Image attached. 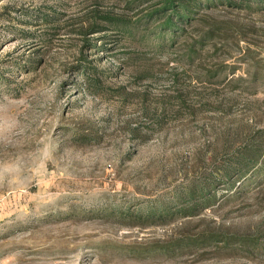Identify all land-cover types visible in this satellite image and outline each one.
I'll list each match as a JSON object with an SVG mask.
<instances>
[{"label":"rangeland","instance_id":"374dc122","mask_svg":"<svg viewBox=\"0 0 264 264\" xmlns=\"http://www.w3.org/2000/svg\"><path fill=\"white\" fill-rule=\"evenodd\" d=\"M130 1L0 0V264H264V85L247 75L264 6L205 11L231 37L203 62L193 26L160 51L147 30L91 35L110 75L78 94L72 31L94 14L139 26L154 8Z\"/></svg>","mask_w":264,"mask_h":264},{"label":"trees","instance_id":"16d2710c","mask_svg":"<svg viewBox=\"0 0 264 264\" xmlns=\"http://www.w3.org/2000/svg\"><path fill=\"white\" fill-rule=\"evenodd\" d=\"M145 3H152L151 8L154 9L148 13L147 19L141 22L142 24L139 26L128 21L125 17H117L110 14H94L80 25L81 29L79 31H72L84 37L82 48L79 50V57L76 58V63L68 69L69 72L73 73L71 85L77 89L78 94L94 97L101 95V77L110 75L109 72L95 67L93 61L89 60L85 55V50L93 47L95 44L94 40L89 38L91 35L104 33L109 30L117 32V35L131 37L134 28L143 31L147 30L145 32L152 33L154 38L160 40V44L157 45V50L160 51L167 44H172L171 42L175 41L177 37L183 36L186 28L193 26L194 35L193 45L190 49V58L193 60V63L203 62V59L212 55L214 56L219 51L218 44L220 41L225 46L226 43L223 40H228L231 37L228 31L229 27L220 25L217 21L209 20L207 18L208 13L205 11L212 12L221 10V8L232 11L236 9L253 10L264 6V0H132L129 6L135 7L144 5ZM42 17L45 23H50V20L53 19L50 14L46 13ZM156 24L159 30L154 29L151 31L150 28ZM44 43L47 46H51L50 39H45ZM214 72L207 70L206 76L212 77L214 74L217 75V71ZM231 72L232 75L236 74V69L232 68ZM247 75L250 81L262 82L264 85V68L259 64L253 65L247 71ZM239 79L242 80L243 77ZM246 154H248V157H243L245 163L240 165L237 173L248 171L249 168L257 165L259 160L263 158L261 145L252 146ZM234 168V166H229L225 170V175L228 178H232L235 174ZM257 171L264 174V160L262 166L257 168ZM191 194L196 200V191L193 190ZM195 202L198 203V201ZM213 239L210 237L208 240Z\"/></svg>","mask_w":264,"mask_h":264}]
</instances>
